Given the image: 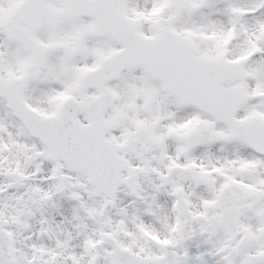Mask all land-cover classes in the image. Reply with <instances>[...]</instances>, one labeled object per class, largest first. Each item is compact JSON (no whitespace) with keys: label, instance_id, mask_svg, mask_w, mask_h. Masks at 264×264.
<instances>
[{"label":"snow or ice","instance_id":"6c2138e0","mask_svg":"<svg viewBox=\"0 0 264 264\" xmlns=\"http://www.w3.org/2000/svg\"><path fill=\"white\" fill-rule=\"evenodd\" d=\"M0 264H264V0H0Z\"/></svg>","mask_w":264,"mask_h":264}]
</instances>
